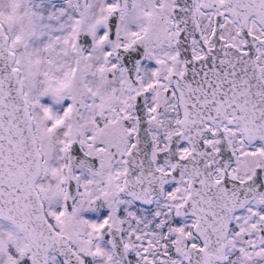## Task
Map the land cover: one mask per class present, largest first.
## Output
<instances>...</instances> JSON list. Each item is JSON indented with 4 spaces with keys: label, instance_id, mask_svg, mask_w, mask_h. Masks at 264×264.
<instances>
[{
    "label": "snow or ice",
    "instance_id": "6c2138e0",
    "mask_svg": "<svg viewBox=\"0 0 264 264\" xmlns=\"http://www.w3.org/2000/svg\"><path fill=\"white\" fill-rule=\"evenodd\" d=\"M0 264H264V0H0Z\"/></svg>",
    "mask_w": 264,
    "mask_h": 264
}]
</instances>
